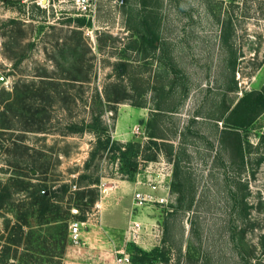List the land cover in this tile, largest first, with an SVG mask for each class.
<instances>
[{
  "label": "rangeland",
  "instance_id": "rangeland-1",
  "mask_svg": "<svg viewBox=\"0 0 264 264\" xmlns=\"http://www.w3.org/2000/svg\"><path fill=\"white\" fill-rule=\"evenodd\" d=\"M96 1L95 17L86 18L73 0H0V253L27 219L37 250L21 245L8 263L116 264L123 249L135 264L140 249L156 250L154 264H264V110L239 129L242 155L223 139L240 100L264 89V0ZM145 17H154L162 46L173 45V70L158 60L163 50L147 59L132 49L127 28ZM26 85L44 108L42 131H25L8 107ZM172 98L176 112L153 113ZM137 104L146 118L130 113ZM6 120L12 129H3ZM157 131L166 138H151ZM107 137L138 152L134 172L100 145ZM25 159L43 166L32 170ZM149 166L153 177L167 175L154 192L168 203L139 208L134 195L148 191ZM41 187L60 190L51 202L71 215L69 224L77 208L78 219L95 225L81 248H71L68 226L60 254L56 222L35 204ZM80 190H92L94 204ZM132 221L160 227L136 243Z\"/></svg>",
  "mask_w": 264,
  "mask_h": 264
},
{
  "label": "trees",
  "instance_id": "trees-1",
  "mask_svg": "<svg viewBox=\"0 0 264 264\" xmlns=\"http://www.w3.org/2000/svg\"><path fill=\"white\" fill-rule=\"evenodd\" d=\"M85 23L84 18L78 19V24L80 26H83ZM81 45L80 41H77V45ZM75 48V47H74ZM62 79H65L62 78ZM67 79V78H66ZM68 79L70 80H77L75 76H70ZM87 79V78H86ZM54 81L48 82L49 84H55ZM29 86L26 85V91L27 95H23L22 97L18 95L16 97V100L10 104L8 107H10V110H14V116H16L19 120L23 119L24 121V127L23 129L25 131H42L44 127L42 126L44 123L43 118L41 117L39 120L37 119L38 115L43 112L44 108L42 104L35 103L37 102V95L36 93L30 94ZM42 95V94H41ZM108 99L110 101L120 102L123 98L116 97L111 98L109 97L108 93L106 94ZM112 99V100H111ZM38 104V105H37ZM264 110V89L259 92H251L246 94L240 102L237 104V106L231 111L228 119L227 124L229 125V128L225 129V132L223 133V139H228L232 145V150L235 153H238L239 155H242V142H241V136L239 129H244L250 126L255 118V116ZM7 118V117H6ZM7 124H3V129H12L11 126V120H6ZM99 124V123H98ZM231 125V126H230ZM37 128H35V127ZM31 127V128H30ZM98 129H101V132H104L105 129L101 127V124L98 125ZM236 128V129H235ZM82 130V128H81ZM100 145L106 149L110 148V150L118 151L121 160L123 161V169L124 171L134 172L136 170V166L134 162H132V158L137 156V151L133 148V146H127L124 147L121 144L114 143L110 146V138L107 137L106 141L102 142L99 138ZM28 154V151L20 153L21 157H25L24 155ZM29 157V156H28ZM243 157V156H242ZM24 162L26 164H30V167L33 169H36L40 163L35 165V162H30L29 159H25ZM43 165H40L39 167H42ZM47 187H41L38 193V196L36 197L35 204H38L40 207V212L43 217L45 216H51L49 221L56 222V226L54 227V234L53 239L55 242V245L59 247L60 254H62L65 251V248L67 246V234H68V226H69V219L71 218L70 214H60V208L58 205L51 202L52 194H58L59 189H54L50 191V194H46ZM91 195V196H90ZM86 196H90V204H94L95 202V196L93 195L92 190H80L78 192V198L80 200H84ZM6 198V196L1 193L0 194V203L3 202V200ZM79 205V204H77ZM79 219H83V217H79ZM28 226V221L23 220L22 222H18V224H15L13 227V232H11V236L9 237V240L5 243L3 248L1 249L0 253V261L2 264H14V263H8V257L11 255L10 252H14V256L18 253V248L21 245H26L27 250L30 251V249H36L37 245H34V240L32 238L33 231H25L24 227ZM41 238V235H40ZM141 255L136 256L133 259V262L135 264H154V261H151L150 257L156 253V250H153L152 252H141L140 249H137ZM29 253V252H27ZM32 255L30 256V261L32 260ZM148 258L150 259L148 261Z\"/></svg>",
  "mask_w": 264,
  "mask_h": 264
},
{
  "label": "built area",
  "instance_id": "built-area-1",
  "mask_svg": "<svg viewBox=\"0 0 264 264\" xmlns=\"http://www.w3.org/2000/svg\"><path fill=\"white\" fill-rule=\"evenodd\" d=\"M73 6L79 15L84 16L86 18L95 17V14L97 12L96 0H73ZM135 132L138 133L139 128H137ZM161 169L163 170V168ZM146 172L149 173V175L147 177V180L143 182V184L148 187V191H139L135 193V205L139 208L149 206L151 204H158L162 206L166 205L168 203L167 197L163 195H156L154 191L158 188H164L163 184L167 175L159 172L156 174L155 177H153L151 166L147 168ZM99 208L100 207L98 206V209ZM98 209L97 213L100 212ZM71 212L73 218L69 224L70 243L75 248H81V246L85 244L84 241L89 227H95V225H93V223L91 224V221L89 222V220L83 221L78 219L77 216L80 214V212L77 208H72ZM92 216L98 217L96 213H94ZM99 217L101 219V214L99 215ZM96 219L98 218H95L94 220ZM157 227L160 226H158V224H153L151 227H149L148 225L142 222L132 221L128 233L129 239L137 243V241L141 239L142 234L146 233L148 236H151L156 231V229L154 228ZM117 254L118 256L115 259L116 264H132L130 255L127 254L123 249L118 251Z\"/></svg>",
  "mask_w": 264,
  "mask_h": 264
},
{
  "label": "crops",
  "instance_id": "crops-1",
  "mask_svg": "<svg viewBox=\"0 0 264 264\" xmlns=\"http://www.w3.org/2000/svg\"><path fill=\"white\" fill-rule=\"evenodd\" d=\"M145 4V0L144 3ZM149 16V15H148ZM150 17V16H149ZM158 25V24H157ZM156 27V21L154 20V17L152 18H142V20L140 21H136L133 22L132 25L129 26V30H132L134 37H133V50L134 52H138L140 50H142V52H144L146 54L145 58L149 59L152 57V55L154 54V56H156V51L157 50H163V52L161 53V56H157L158 60H166V63L168 65L172 66V70L175 68L174 65V58L171 55V52L173 50V45H171L170 43H167L166 46H162V42L160 40V32L159 29ZM128 30V31H129ZM158 53V52H157ZM139 72V70L137 71V73ZM172 103L173 108L172 109H166V106H169V103ZM177 104L176 102H173V98L167 100V102L162 103L158 106V108H156L157 110H153V113H160L162 114V117L164 115H170L173 114L174 112H176V108H177ZM133 109L130 110L131 114H134L136 117L138 115H142L141 118L145 117L146 118V114L144 115V112H142L144 110V106L143 105H135V107H132ZM168 113V114H167ZM152 117L156 118V116L152 115ZM144 121V120H142ZM145 121H149V119H145ZM144 121V122H145ZM143 123V122H142ZM119 129V128H118ZM117 133H119V130H117ZM128 132H124V137L126 136ZM123 134H121V137L123 136ZM153 139H164L165 134L163 133V131H157L155 132V134L150 136ZM99 207H101L102 209V205L99 204ZM101 214H102V210H100ZM100 214V213H99ZM153 216V215H152ZM162 223L163 221V226H165L167 224V222H164V219H160V218H154L151 217V222H155L158 221ZM71 248H75V247H71ZM77 249V248H75Z\"/></svg>",
  "mask_w": 264,
  "mask_h": 264
}]
</instances>
